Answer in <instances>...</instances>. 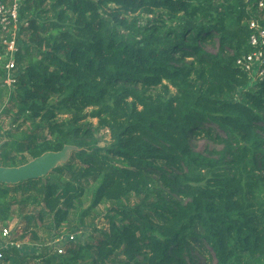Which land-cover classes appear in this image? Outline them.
<instances>
[{
  "label": "trees",
  "instance_id": "1",
  "mask_svg": "<svg viewBox=\"0 0 264 264\" xmlns=\"http://www.w3.org/2000/svg\"><path fill=\"white\" fill-rule=\"evenodd\" d=\"M19 17L0 165L78 149L46 176L0 183L2 225L14 204L40 205L64 252L28 253L41 239L27 228L0 264H264V63L262 76L245 67L264 50L250 42L257 0H23ZM7 61L0 50V82ZM192 136L221 148L204 155ZM86 229L92 241H73Z\"/></svg>",
  "mask_w": 264,
  "mask_h": 264
},
{
  "label": "rangeland",
  "instance_id": "2",
  "mask_svg": "<svg viewBox=\"0 0 264 264\" xmlns=\"http://www.w3.org/2000/svg\"><path fill=\"white\" fill-rule=\"evenodd\" d=\"M208 50L211 52H214L215 49L213 47H209L208 46ZM9 89L7 86H2L1 82H0V107H2V104L6 102V99L9 95ZM64 116H61L60 118H62ZM4 121V126L6 129L9 128V126L11 125V120H7L6 117H1ZM5 118V119H4ZM87 122L91 123L92 125V129L97 127V121L96 119L93 118H88ZM97 140H98V144L100 146H104L107 145L110 138H109V133L106 129L103 128H96L95 129V135H94ZM191 147L193 148V150L200 152L204 155H208V156H214L213 152L216 150H219L221 148L220 145L215 144L212 141H209L207 139L202 138L201 136L199 137H191ZM14 198L17 201H21L23 199V196L20 195L19 193H16L14 195ZM10 199V198H9ZM22 209H24L25 212H23L20 209L19 204H14L11 208H10V212L9 215H11L10 219L6 221V227L10 230V237L13 239H17V237L19 235H21V233L28 228V230L34 229V231L37 232L39 238L41 239L39 243L37 242H28V240H25L23 242H26L27 244H24L23 246L28 248V253H34L37 254L39 253L43 248H45L46 250H49L52 252H64L66 245L65 241H63L65 239V236H63V238L60 239V241L57 240H53L51 241L50 238L54 236V231L53 229L51 230H47L45 228V225L50 224V218L45 220L44 222H41L40 220H38L36 213L38 212V210H40V205H34V204H29L28 207H22ZM103 206H101L99 208L100 211H102ZM25 216H35L34 218L31 219V221L29 223H27V219L24 218ZM96 223H97V227L99 229H104L106 227V224L103 223V220L101 218V216L96 218ZM5 227V225H2V223L0 222V230ZM90 229V228H89ZM86 229L83 234H80V238L77 240H73V241H78L80 243H85L88 241H92L93 238H90L89 234H90V230ZM66 230V226H62L59 228V232H64ZM71 236H69L70 238ZM73 237V236H72ZM1 239V237H0ZM42 243V246H41ZM40 244V245H39ZM44 251V249H43ZM42 251V252H43ZM196 260L198 264H216L214 257L212 256V254H200L198 256H196ZM26 264H44L41 263L43 262V260L41 259V257L39 258H30L26 261Z\"/></svg>",
  "mask_w": 264,
  "mask_h": 264
},
{
  "label": "built area",
  "instance_id": "3",
  "mask_svg": "<svg viewBox=\"0 0 264 264\" xmlns=\"http://www.w3.org/2000/svg\"><path fill=\"white\" fill-rule=\"evenodd\" d=\"M23 0H0V50L3 51L4 55H8V61L4 66V76L1 81L2 86L10 87L16 82L17 76L15 74V61L14 54L18 51V31L19 25L21 24L19 17V9ZM258 7L264 9V0H257ZM250 27L257 30V33H253L250 38V42L253 45H259L264 47V28L260 27L257 19L250 21ZM245 67L248 69L251 62L255 68L257 67L255 74L262 76L263 71L258 69L260 64L264 63V50L253 52L246 56ZM237 63H242L241 60H237ZM0 254L1 250L8 247L20 248L21 242L11 240L10 230L5 227L0 233ZM73 237L71 236L70 239Z\"/></svg>",
  "mask_w": 264,
  "mask_h": 264
},
{
  "label": "water",
  "instance_id": "4",
  "mask_svg": "<svg viewBox=\"0 0 264 264\" xmlns=\"http://www.w3.org/2000/svg\"><path fill=\"white\" fill-rule=\"evenodd\" d=\"M4 140L0 141V151ZM78 148L72 144H65L59 151H46L19 166L0 165V183L16 185L31 179L46 176L58 165L68 162L72 151Z\"/></svg>",
  "mask_w": 264,
  "mask_h": 264
},
{
  "label": "clouds",
  "instance_id": "5",
  "mask_svg": "<svg viewBox=\"0 0 264 264\" xmlns=\"http://www.w3.org/2000/svg\"><path fill=\"white\" fill-rule=\"evenodd\" d=\"M1 81H2V79H1ZM13 86V85H12ZM8 88H11V86L10 87H8Z\"/></svg>",
  "mask_w": 264,
  "mask_h": 264
}]
</instances>
